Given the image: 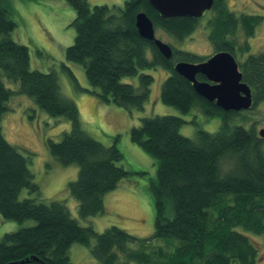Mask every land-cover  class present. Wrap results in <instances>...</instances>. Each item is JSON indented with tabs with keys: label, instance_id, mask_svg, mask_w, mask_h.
<instances>
[{
	"label": "trees",
	"instance_id": "1",
	"mask_svg": "<svg viewBox=\"0 0 264 264\" xmlns=\"http://www.w3.org/2000/svg\"><path fill=\"white\" fill-rule=\"evenodd\" d=\"M66 1L76 16L71 24L74 42L64 57L83 67L94 89L77 86L80 91L106 105L141 112L150 100L154 80L141 72L162 68L169 77L162 83L161 104L174 107L182 116L197 109L207 119H220L221 126L216 133L198 129L194 139L180 135L185 122L177 116L143 118L131 128V142L156 162V178L150 186L155 229L147 238L133 237L116 226L99 234L90 226L80 227L64 201L34 197L39 187L33 183L28 158L8 144L0 129V217L17 224L35 221L34 226L0 239V264H72L68 257L72 244L90 249L99 264H256V247L235 228L260 235L264 241V138L254 126L246 130L234 125L238 117L247 120L243 111L224 112L202 99L174 71L178 62L203 63L205 58L172 48L167 60L135 27V18L142 12L152 21L154 32L162 31L181 43L201 19H164L148 0H125L122 8H91L86 0ZM226 1L213 2L206 24L208 40L214 54L226 52L236 60L241 81L250 89L249 110H253L264 101V52L249 54L247 40L263 19L236 16ZM10 15L9 0H0V71L43 112L70 123V131L59 141H47L49 153L63 167H78L77 180L67 184L78 217L101 215L104 196L128 176L118 166L122 155L115 145L105 147L86 134L76 104L61 96L55 74L29 70L28 49L11 38L16 27ZM239 30L243 42L236 37ZM129 77H138V85L121 82ZM70 78L76 85L77 79L72 74ZM196 79L205 80L199 75ZM12 94L0 82V121ZM23 190L27 198L19 199Z\"/></svg>",
	"mask_w": 264,
	"mask_h": 264
},
{
	"label": "rangeland",
	"instance_id": "2",
	"mask_svg": "<svg viewBox=\"0 0 264 264\" xmlns=\"http://www.w3.org/2000/svg\"><path fill=\"white\" fill-rule=\"evenodd\" d=\"M86 2L91 8L104 5L122 8L125 0ZM9 6L10 17L16 27L11 33V38L28 49L29 70L55 74L61 96L72 100L79 110L82 129L105 147L115 145L122 155L118 166L128 172V176L118 183L117 188L104 196L103 214L88 219L79 218L77 204L72 196H69L67 189L69 182L77 180L78 167L59 165L49 153L47 144L48 140L59 141L64 133L69 132L70 123L43 112L30 98L19 93L18 83L8 81L0 71V82L7 90L13 92L7 101L8 110L3 113L0 121L1 135L8 144L15 146L22 156L28 158L27 166L34 177L33 183L39 187V193L34 197L47 202L64 201L70 217L74 218L80 227L90 226L99 234L109 227L116 226L133 237H150L155 229V203L150 186L156 178V162L131 142L129 139L131 128L138 127L143 118L177 116L185 122L181 126L180 135L194 139L198 129L216 133L221 126L220 119H207L197 109L182 116L174 107L161 104L159 95L162 83L169 77L162 68L141 72L151 75L154 79L151 84L150 100L141 112L102 103L95 95L78 89L94 90L84 76L83 67L69 63L64 57L65 49L73 44L75 38L71 24L76 14L67 1L9 0ZM226 6L236 16L246 14L262 17V23L257 26L255 35L248 39L247 43L249 54L257 55L264 52V0H227ZM209 17L210 13L205 12L195 32L181 43L162 31L155 32V37L171 50L173 48L207 60L214 55L208 40L209 29L206 26ZM236 37L238 42L245 41L241 30ZM146 57L150 60L149 51H146ZM70 74L77 79L76 85ZM121 82L137 86L138 77L123 78ZM242 114L247 120L238 117L234 125H241L246 130L254 126L256 134H259L260 130L264 134V101L253 110ZM262 150L264 154V144ZM25 198L27 193L23 190L19 199ZM34 225L33 220L17 224L13 221H4L0 217V239L7 233L17 232L21 227L29 228ZM235 230L245 235L256 247L258 252L256 264H264L263 237L240 228ZM68 257L72 264H99L91 256L90 249L79 244H72ZM119 259L123 261L120 256Z\"/></svg>",
	"mask_w": 264,
	"mask_h": 264
},
{
	"label": "water",
	"instance_id": "3",
	"mask_svg": "<svg viewBox=\"0 0 264 264\" xmlns=\"http://www.w3.org/2000/svg\"><path fill=\"white\" fill-rule=\"evenodd\" d=\"M148 2L164 19L180 17L200 19L205 12L212 10L214 0H148ZM135 27L141 38L152 42L165 59H171L172 50L156 39L153 23L144 13L137 14ZM174 71L187 80L202 99L216 104L224 112L249 111L253 105L250 89L241 81L238 64L229 53H215L203 63L178 62L174 66ZM198 75L205 78L204 82L197 81ZM259 134L260 138L264 137L262 130Z\"/></svg>",
	"mask_w": 264,
	"mask_h": 264
},
{
	"label": "crops",
	"instance_id": "4",
	"mask_svg": "<svg viewBox=\"0 0 264 264\" xmlns=\"http://www.w3.org/2000/svg\"><path fill=\"white\" fill-rule=\"evenodd\" d=\"M92 102V101H91ZM94 103V102H93Z\"/></svg>",
	"mask_w": 264,
	"mask_h": 264
}]
</instances>
